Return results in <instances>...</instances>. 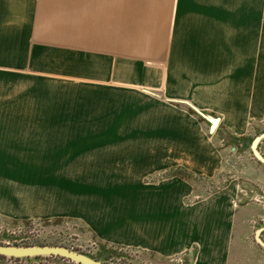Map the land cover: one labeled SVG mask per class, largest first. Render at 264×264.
<instances>
[{
	"label": "rangeland",
	"instance_id": "374dc122",
	"mask_svg": "<svg viewBox=\"0 0 264 264\" xmlns=\"http://www.w3.org/2000/svg\"><path fill=\"white\" fill-rule=\"evenodd\" d=\"M186 1H14L0 29V243L191 264L201 248L178 234L182 211L231 186L264 205V0ZM252 236L264 264V217Z\"/></svg>",
	"mask_w": 264,
	"mask_h": 264
},
{
	"label": "crops",
	"instance_id": "0c3cea01",
	"mask_svg": "<svg viewBox=\"0 0 264 264\" xmlns=\"http://www.w3.org/2000/svg\"><path fill=\"white\" fill-rule=\"evenodd\" d=\"M14 1L0 0L1 31H7L9 25L12 26L7 19L9 16L12 19ZM199 1L202 5L207 4L206 0ZM6 2L10 3V8ZM182 6L188 7L186 0H183ZM180 67L184 70L186 64L182 62ZM182 212V228L178 234L186 238L187 245L198 242L201 248L199 256L191 264H260L254 262L252 233L255 223L264 217V205L248 200L238 188L231 186ZM185 222L189 225L188 229ZM166 230V235H160L161 240L169 236V228Z\"/></svg>",
	"mask_w": 264,
	"mask_h": 264
},
{
	"label": "water",
	"instance_id": "95a60500",
	"mask_svg": "<svg viewBox=\"0 0 264 264\" xmlns=\"http://www.w3.org/2000/svg\"><path fill=\"white\" fill-rule=\"evenodd\" d=\"M218 119H213V125L218 123ZM255 140L254 143H256ZM255 149V148H254ZM257 156L264 161V157L255 149ZM260 240V238H258ZM261 241V240H260ZM0 254L14 257H31L39 255L61 256L82 264H108L99 261L91 256L79 253L64 246L56 245H30L20 246L0 243Z\"/></svg>",
	"mask_w": 264,
	"mask_h": 264
},
{
	"label": "bare ground",
	"instance_id": "6f19581e",
	"mask_svg": "<svg viewBox=\"0 0 264 264\" xmlns=\"http://www.w3.org/2000/svg\"><path fill=\"white\" fill-rule=\"evenodd\" d=\"M131 16V15H130ZM125 18H127V17H125ZM126 37V36H125ZM121 42V41H120ZM78 44H80V43H78ZM128 45V44H127ZM94 48V47H93ZM92 48V49H93ZM109 48V47H108ZM125 48V47H124ZM86 49H88V48H86ZM97 49H100V48H97ZM126 49V48H125ZM128 49V48H127ZM90 50V49H89ZM122 50H123V47H122ZM123 52V51H122Z\"/></svg>",
	"mask_w": 264,
	"mask_h": 264
},
{
	"label": "trees",
	"instance_id": "16d2710c",
	"mask_svg": "<svg viewBox=\"0 0 264 264\" xmlns=\"http://www.w3.org/2000/svg\"><path fill=\"white\" fill-rule=\"evenodd\" d=\"M59 257V256H58ZM61 258H63V257H61Z\"/></svg>",
	"mask_w": 264,
	"mask_h": 264
}]
</instances>
